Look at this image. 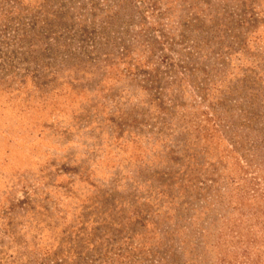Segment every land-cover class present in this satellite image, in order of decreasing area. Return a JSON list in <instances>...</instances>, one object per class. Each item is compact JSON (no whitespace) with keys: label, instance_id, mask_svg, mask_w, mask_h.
Here are the masks:
<instances>
[{"label":"rangeland","instance_id":"rangeland-1","mask_svg":"<svg viewBox=\"0 0 264 264\" xmlns=\"http://www.w3.org/2000/svg\"><path fill=\"white\" fill-rule=\"evenodd\" d=\"M0 264H264V0H0Z\"/></svg>","mask_w":264,"mask_h":264}]
</instances>
